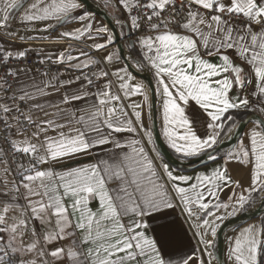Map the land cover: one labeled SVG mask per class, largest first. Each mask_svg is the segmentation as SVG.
Returning <instances> with one entry per match:
<instances>
[{"label":"snow or ice","instance_id":"1","mask_svg":"<svg viewBox=\"0 0 264 264\" xmlns=\"http://www.w3.org/2000/svg\"><path fill=\"white\" fill-rule=\"evenodd\" d=\"M86 4L0 0V264H212L222 222L264 208V0H104L107 23ZM157 113L179 159L214 166L174 173ZM228 259L264 264V220Z\"/></svg>","mask_w":264,"mask_h":264},{"label":"water","instance_id":"2","mask_svg":"<svg viewBox=\"0 0 264 264\" xmlns=\"http://www.w3.org/2000/svg\"><path fill=\"white\" fill-rule=\"evenodd\" d=\"M86 7L89 8L93 12L94 15L99 17L105 23H107L108 20L111 18L109 14L105 15L107 12L104 9L97 6L91 0H87ZM122 41L123 39L120 36H117V40L114 43L116 48L121 47ZM136 75H137V78L140 79L145 84H148L149 81H152L151 76L147 71H141L139 73H136ZM257 116H258L257 114H250L241 121H243L244 124H249V122L251 121H256ZM243 131H241L235 139H229L228 141H226L222 145V152L233 148L235 144L237 143V141L239 140V138L241 137ZM155 136H156V148L158 149L159 153L162 155L163 161L173 168L193 169L195 167H199L209 162V160L203 157L194 159L190 162L181 161L177 159L176 157H174L161 139L158 126H157V119L155 121ZM263 214H264V208L261 207V202H259V204L256 207L248 209L238 214L235 217L229 218L228 220L222 223V228L218 232L217 237L215 238V246L213 249V259H214L215 264H218V262H222V264H227L225 260V247H226L227 232L230 229L238 226L239 224H242L244 222L257 218Z\"/></svg>","mask_w":264,"mask_h":264},{"label":"crops","instance_id":"3","mask_svg":"<svg viewBox=\"0 0 264 264\" xmlns=\"http://www.w3.org/2000/svg\"><path fill=\"white\" fill-rule=\"evenodd\" d=\"M91 1L94 2V3H95L97 6H99L100 8L104 9V10H105L110 16L112 15L111 13L108 12V9H107L106 7H104V0H91ZM32 2H34V0H25V5H26V7H27L30 3H32ZM20 15H23V12H22V11L20 12ZM95 16H96V15H95ZM96 17H97V16H96ZM101 21H103V20H101V19L98 17V19L96 20V23H100ZM17 23H19V17H17ZM16 30H17V31H20L21 33H23V28H17ZM117 30H118V29H117ZM118 31H119V30H118ZM125 31H127V30H125ZM33 35H37V34H36V33H33ZM55 35H56V34L53 33V36H55ZM120 37H121V36H120ZM121 38L124 39V37H121ZM33 43H34V46H35V49H36L37 52H40L41 50H43V51H45V52H53V51H55L58 47H60V45H55V44L49 43L48 40H36V41H34ZM68 43L72 45V48H73V49H76V48H78V47L81 46V45H77V44H76L75 42H73V41H69ZM67 46H68V44H64V45H63V47H67ZM112 48H113V49H116V46H115V45H112ZM125 51H126V49H125ZM74 54H75V52H74ZM206 58H207V57H206ZM211 59L215 60L214 57L211 58ZM148 73L150 74L151 79H152V81H153V77H152L151 73H150V72H148ZM66 75H67V73H66ZM137 79H138V78H137ZM138 80L141 81L140 79H138ZM153 84H154V81H153ZM243 112H250L251 114H257V115H259V114L256 113V112L245 111V110H240V111L237 113V115H238V114H241V113H243ZM262 118H264V117H262ZM156 119H157L158 130H159V133H160V117H159V113L156 114ZM239 122H240V121H239ZM245 131H247L246 128L244 129V131H243L241 137L239 138V140H240L241 138H243V136H244V132H245ZM160 136H161V135H160ZM161 139H162V141L164 142V144L166 145V147L168 148V146H167V144H166V142L164 141V139H163L162 136H161ZM239 140L237 141V143L239 142ZM237 143H236V144H237ZM236 144H235V146H236ZM235 146H234V147H235ZM234 147H233V148H234ZM168 149H169V148H168ZM169 151L171 152V154H172L174 157H176L177 159H179V158H178V154L174 153L171 149H169ZM227 151H229V150H225V151H223V152H227ZM223 152H221L220 154L222 155ZM85 159H86V158H83V157L80 158L81 161H83V160H85ZM87 159H90V158H87ZM179 160H181V159H179ZM181 161H183V160H181ZM163 162H164V161H163ZM164 163H165V162H164ZM214 163H215V162H213V161H209L208 163H206V164H204V165H201V166H199V167H195V168H193V169H176V168L171 167L170 165H169V166H170V169H171L174 173H177V174H185V175H195V174H198L199 172H203V171H206V170H210V169L214 166ZM5 166H6V165L0 164V179H7V180L11 181V180H12V175H11V174H7L6 177L3 175V171H4V167H5ZM229 169L233 171V178H234V179H243V178L245 177V172H243V171H242V172H236V171H235V169H236V165H235V164H230V165H229ZM3 191H4V189H3L2 187H0V192H3ZM227 194H228V191L226 190V191L222 194V198H223L224 196H226ZM259 202H260V201L257 200L254 204L248 206L246 210L251 209V208H253V207H256V206L259 204ZM21 203H23V200H21ZM246 210H245V211H246ZM242 212H244V211H241L240 213H242ZM240 213H238V214H240ZM10 214H13V215H14L15 213H10ZM238 214H237V215H238ZM261 220H264V214L261 215V216H259V217H257V218H254V219H252V220H249V221H247V222H244V223H242V224H239L238 226H236V227L230 229V230L227 232V235H226V247H225V260H226V263H227V264H231L230 260L228 259L229 241L232 240L233 236L236 235V234H238L239 231H241L244 227H247V226H250V225H253V224H255V225H259V223L261 222ZM181 221H182V218H181ZM37 223H38V222H37ZM222 223H223V222H222ZM183 228H184V232H185V235H184V238H183V244H184V247H185L187 250H189V251H191V250L197 248L196 245H195V243H194V241H193V238L191 237V234H190L189 230L187 229L186 224L183 225ZM41 229H42V231H43V226H41ZM214 242H215V240H214ZM214 242H213V246H214ZM64 243L67 244L68 242L65 241ZM52 246H55V245H52Z\"/></svg>","mask_w":264,"mask_h":264},{"label":"built area","instance_id":"4","mask_svg":"<svg viewBox=\"0 0 264 264\" xmlns=\"http://www.w3.org/2000/svg\"><path fill=\"white\" fill-rule=\"evenodd\" d=\"M133 38H134V37H133ZM85 50H88V49H85ZM35 59H36V57L34 56V57H33V60H35ZM53 70L55 71V69H53ZM60 71L63 72V71H64V68L61 67V68H60ZM67 74H69V73H67ZM153 158H154V159L156 158V154H155V153H153ZM18 160H19V158H18ZM8 174H11V175H12L11 172H9ZM186 226H187V229L189 230V232H190V234H191V237L193 238V241H194L196 247H197V248L200 247V245L197 244L196 238L192 235V231L188 228V225H187V224H186ZM210 251L213 252V249H210ZM205 259L207 260L208 258L205 257ZM212 264H215L214 259H212Z\"/></svg>","mask_w":264,"mask_h":264},{"label":"trees","instance_id":"5","mask_svg":"<svg viewBox=\"0 0 264 264\" xmlns=\"http://www.w3.org/2000/svg\"><path fill=\"white\" fill-rule=\"evenodd\" d=\"M250 114H251L250 112H243V113H241V114H238V115H237V120H238V122L241 121V120H243L245 117H247V116L250 115Z\"/></svg>","mask_w":264,"mask_h":264},{"label":"rangeland","instance_id":"6","mask_svg":"<svg viewBox=\"0 0 264 264\" xmlns=\"http://www.w3.org/2000/svg\"><path fill=\"white\" fill-rule=\"evenodd\" d=\"M214 246H215V242H214ZM214 246L211 249H214Z\"/></svg>","mask_w":264,"mask_h":264}]
</instances>
